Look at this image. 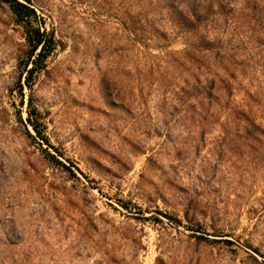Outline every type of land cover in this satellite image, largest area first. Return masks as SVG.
Listing matches in <instances>:
<instances>
[{"label": "rangeland", "instance_id": "obj_1", "mask_svg": "<svg viewBox=\"0 0 264 264\" xmlns=\"http://www.w3.org/2000/svg\"><path fill=\"white\" fill-rule=\"evenodd\" d=\"M29 1L55 45L29 88L0 1V264H264V0Z\"/></svg>", "mask_w": 264, "mask_h": 264}, {"label": "trees", "instance_id": "obj_2", "mask_svg": "<svg viewBox=\"0 0 264 264\" xmlns=\"http://www.w3.org/2000/svg\"><path fill=\"white\" fill-rule=\"evenodd\" d=\"M0 1L8 5L11 12L15 16L16 21L20 23L24 29V36L28 46L27 61L24 66L27 71L25 84L31 88L33 75L39 69L43 68L46 59L54 50L55 44L53 36L46 30L43 18L38 15L36 9L31 5L29 0ZM168 2L169 4H172V2ZM216 2L219 1L217 0ZM197 15L198 14L196 12L191 13V16H195L196 20L199 18ZM189 16L190 15H188L187 18H189ZM20 87V92L22 94V86ZM27 120L32 126L36 137L44 141L49 147L54 148L46 135L43 133V124L41 122L40 116L38 115L36 107L32 105L31 101L28 104ZM47 154L49 157L55 158L54 155L50 153ZM57 162H59L68 171L72 172L71 169L66 165L60 161Z\"/></svg>", "mask_w": 264, "mask_h": 264}]
</instances>
